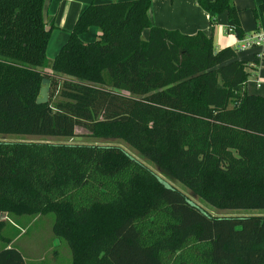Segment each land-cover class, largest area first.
Returning a JSON list of instances; mask_svg holds the SVG:
<instances>
[{
	"label": "trees",
	"instance_id": "obj_1",
	"mask_svg": "<svg viewBox=\"0 0 264 264\" xmlns=\"http://www.w3.org/2000/svg\"><path fill=\"white\" fill-rule=\"evenodd\" d=\"M194 2L211 30L224 12L243 37L232 0ZM45 3L0 0V135L81 127L121 140L211 207L252 213L210 214L117 145L0 139V214H51L69 264H264V97L246 89L252 62L201 31L152 25L150 0L90 3L49 59ZM92 26L96 38L82 41ZM4 223L0 264H24L10 244L19 228L4 238Z\"/></svg>",
	"mask_w": 264,
	"mask_h": 264
},
{
	"label": "crops",
	"instance_id": "obj_2",
	"mask_svg": "<svg viewBox=\"0 0 264 264\" xmlns=\"http://www.w3.org/2000/svg\"><path fill=\"white\" fill-rule=\"evenodd\" d=\"M113 1L126 0H46L44 13L46 18L53 19L55 28L52 33L54 30H58L62 33L59 38L54 39V42H51L52 35L50 36L46 47V56L52 59L56 55L61 45L67 40L69 31L76 18L85 7L90 3L99 4ZM260 2L261 0H250L249 2L247 0H232L233 5L238 9V17L243 31L242 38L254 34L261 28L262 20L260 14H258V18H255L253 15V10L258 9ZM148 18L152 25L166 30H176L180 33L189 35L201 31L206 36L211 35L213 48L216 51L224 47L234 48L239 40V38L230 31V22L224 12L216 15V24L211 30L208 14L199 7L194 0H150ZM98 32V28L92 26L86 33L80 35V39L84 42L92 41L96 38ZM146 33H148L147 30ZM60 37L61 40H58ZM253 49L255 51L252 60L241 59V56H243L241 54L236 55V58L238 60L252 62L249 68L255 72L252 82L253 89H251L247 83L246 89L249 93L259 94L264 97V84H261L262 81L258 78L256 73L259 63L264 60L257 59L256 55L258 51H264V46ZM239 51L242 50H235L236 53ZM262 72H264V68H262ZM261 78H263L262 80L264 83V74ZM257 82L260 83L259 87L256 86ZM260 88H262V90H258ZM1 215H4V213L0 214V221L3 222L4 219L1 218ZM10 223L11 224L4 223L2 229L7 228L8 232L13 233L14 231L11 230V227H19L12 221H10ZM12 242L13 241H11L10 244H12ZM23 258L24 264H26L25 257L23 256ZM34 263L35 262L32 264Z\"/></svg>",
	"mask_w": 264,
	"mask_h": 264
},
{
	"label": "rangeland",
	"instance_id": "obj_3",
	"mask_svg": "<svg viewBox=\"0 0 264 264\" xmlns=\"http://www.w3.org/2000/svg\"><path fill=\"white\" fill-rule=\"evenodd\" d=\"M248 2L250 0H247ZM61 32L58 30H54L51 34V42H54V39L59 38L61 36ZM142 36L146 37V30H143ZM61 40V37L60 39ZM254 49L242 50L239 52H235L236 55H243L241 59L252 60L254 55ZM50 59V58H49ZM262 68H264V60L259 63V67H257V76L263 83ZM248 82L247 84L252 88V82L254 79L255 72L248 68ZM262 90V88L258 89ZM0 139L2 140H25V141H51L56 143H71V144H111L117 145L123 148L126 152H128L135 159L142 162L144 165L149 167L156 175L162 178L165 182L171 184L183 194L188 196L192 201L201 206L204 210L209 212L212 215H233V214H247L252 213L251 211H233V210H221L211 207L205 202H202L195 195H193L186 187H184L179 182L173 180L168 175L164 174L157 168L151 161L142 157L139 153H137L134 149L129 147L127 144L118 139H101V138H93L88 135V132L81 128H75V135L73 137H51V136H15V135H0ZM258 213H264V211H260ZM5 215V214H4ZM4 215H1V218L4 219V222L7 224H11L9 219H6ZM14 220V219H12ZM19 226V229L16 230V234L12 238L13 246L19 249L22 252V255L25 257L26 264H69L71 255L69 248L67 245L54 238L51 225L53 222V216L51 214L45 216H34V217H25L21 218L18 221H12ZM15 228V227H11ZM12 230V229H11ZM13 231V230H12ZM3 237L12 236L10 232H8L7 228L1 230ZM1 244V241H0Z\"/></svg>",
	"mask_w": 264,
	"mask_h": 264
},
{
	"label": "built area",
	"instance_id": "obj_4",
	"mask_svg": "<svg viewBox=\"0 0 264 264\" xmlns=\"http://www.w3.org/2000/svg\"><path fill=\"white\" fill-rule=\"evenodd\" d=\"M262 23L261 28L256 31L254 34L250 36H246L238 40L236 46L233 48L234 50H248L253 48H259L264 46V13H259ZM257 59H264V51H258L256 55ZM256 86L259 87L260 83L257 82Z\"/></svg>",
	"mask_w": 264,
	"mask_h": 264
},
{
	"label": "water",
	"instance_id": "obj_5",
	"mask_svg": "<svg viewBox=\"0 0 264 264\" xmlns=\"http://www.w3.org/2000/svg\"><path fill=\"white\" fill-rule=\"evenodd\" d=\"M48 92H49V79L43 78L42 79V87L40 88L39 97L37 98L36 102L38 104L47 102Z\"/></svg>",
	"mask_w": 264,
	"mask_h": 264
}]
</instances>
